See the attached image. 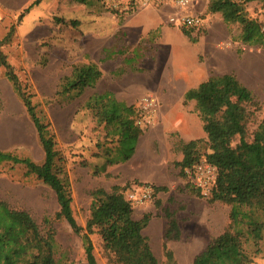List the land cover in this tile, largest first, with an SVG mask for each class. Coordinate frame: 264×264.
Here are the masks:
<instances>
[{
  "label": "rangeland",
  "instance_id": "1",
  "mask_svg": "<svg viewBox=\"0 0 264 264\" xmlns=\"http://www.w3.org/2000/svg\"><path fill=\"white\" fill-rule=\"evenodd\" d=\"M33 1L0 0V53L13 67L37 115L48 125L61 158L57 163L59 175L68 182L72 213L79 226L85 227L94 190L102 188L110 192L113 187L148 183L157 189L155 198L133 209L134 219L149 215L143 235L148 237L158 263L167 264L163 234L168 224L166 215H171L180 234L178 239L167 242V248L177 264H191L224 230L229 201L240 198L258 208L264 207V154L262 166L252 155H241L238 164L226 159V164L220 166L222 192L215 200L199 195L176 165L183 157L179 142L190 139L201 140L198 150L202 159L207 160L210 155L214 160L224 157V153L209 152L194 102L183 105L182 78L194 79L192 84L196 86L212 75L235 74L253 92L259 105L248 125L250 135L264 120V48L243 44L239 40V24H225L219 13L207 12L206 6L203 28L191 32V38L196 39L192 42L168 23V16L175 10L160 0H150L147 5H140L139 0H126L118 13L100 0H94L89 7L70 0H50L44 4L41 0L40 17L30 24L39 9L34 6L22 26L23 18L19 21V16ZM129 3L131 13L126 12ZM263 3L244 5L247 17L256 19ZM163 6L170 13L163 14L160 27L150 30L144 25V33L132 31L136 14ZM72 20L77 22L75 27L69 25ZM131 57L142 65H123ZM88 63H96L101 69L102 76L95 86L72 100L58 96L60 81L69 77L75 66ZM122 66L124 74L118 72ZM138 70H149L151 76L145 79ZM123 79L152 83L161 96L148 89V84L147 89L141 88L143 93L132 95L128 105L152 94L160 101V113L154 124L143 131L133 156L127 162L108 165L102 172L99 168L104 163V152L116 149L117 137L109 134L110 127L97 123L94 111L86 103L91 96L109 91L122 101ZM237 143L238 139L232 146ZM0 151L37 165L44 162L36 129L1 64ZM0 202L10 210L28 212L42 234L54 233L56 264H87L80 236L66 221L56 217L59 207L54 192L24 166L0 163ZM2 215L5 213L0 212V235L7 227L6 216ZM91 240L97 264H113L100 237L93 234ZM260 247L261 254L252 264H264V232ZM0 264H3L1 254Z\"/></svg>",
  "mask_w": 264,
  "mask_h": 264
},
{
  "label": "trees",
  "instance_id": "2",
  "mask_svg": "<svg viewBox=\"0 0 264 264\" xmlns=\"http://www.w3.org/2000/svg\"><path fill=\"white\" fill-rule=\"evenodd\" d=\"M80 5H91L94 0H70ZM99 1V0H96ZM103 2V0H100ZM264 0H209L207 12L219 13L225 24H239L241 31L239 40L246 45H258L264 48V33L255 19L247 17L244 5ZM41 0H34L19 16V21ZM264 4V3H263ZM262 4V5H263ZM118 13V9L112 10ZM131 13V7L126 11ZM75 27L77 22L69 21ZM185 37L192 42L194 29L179 28ZM0 64L6 69L7 75L19 92L26 113L33 123L39 143L44 153V162L34 164L26 159L17 158L8 152L0 151V163L10 162L22 165L34 174L55 194L59 207L57 219L68 223L75 234L80 236L87 264H97L91 235L100 237L104 250L110 255L113 264H159L149 239L143 230L150 221L149 215L134 219L133 208L125 199L124 193L129 187H113L110 192L102 188L91 193L89 215L85 227L77 224L72 213V198L68 182L61 178L57 163L61 160L55 149V141L37 115L29 96L23 91L20 80L13 67L0 53ZM101 70L95 63L75 66L69 77H64L56 91L58 96L72 100L92 88L100 80ZM194 102L195 111L202 123L206 135L209 152L224 153L223 158L214 160L210 155L207 161L218 169L216 188L210 200L220 198L223 185V170L226 159L238 164L241 155L254 156L262 166L264 154V120L254 132L249 133L248 125L259 109L253 92L242 84L235 74L225 73L212 75L197 87L187 90L183 95V105ZM254 109L250 110L249 107ZM86 107L94 111L98 124L110 127L109 134L117 137V147L104 152V163L99 171H106L108 165L127 162L134 154L136 145L143 130L136 125L138 112L135 105L119 101L112 92L91 96ZM250 136L252 140L249 141ZM238 139L235 147L232 143ZM201 140L180 141L183 155L176 165L184 175V170L202 159L198 150ZM213 155V156H214ZM213 159V160H212ZM194 189V188H193ZM199 195L200 192L196 189ZM155 194L157 189L154 188ZM228 222L224 230L213 238L199 252L191 264H252L261 254L260 243L264 232V207L258 208L244 199L229 201ZM0 212L6 216L7 227L0 235V254L3 264H56L53 255L55 245L52 231L42 234L37 223L24 210H10L0 202ZM168 224L163 234V249L167 264H177L174 255L167 248L169 240L179 238L180 231L171 215H166Z\"/></svg>",
  "mask_w": 264,
  "mask_h": 264
},
{
  "label": "built area",
  "instance_id": "3",
  "mask_svg": "<svg viewBox=\"0 0 264 264\" xmlns=\"http://www.w3.org/2000/svg\"><path fill=\"white\" fill-rule=\"evenodd\" d=\"M126 0H103V4L112 10L120 9ZM175 10L168 16V23L177 28L200 30L203 28L204 8L209 0H160ZM150 0H139L140 5H147ZM131 3H129V8ZM128 8V9H129ZM127 9V10H128ZM132 10V7H131ZM264 33V4L260 15L255 19ZM160 101L152 94H145L140 97L135 107L138 112L136 125L145 131L150 128L158 119L160 113ZM184 175L188 183L198 190L203 197L212 196L218 177V169L206 159L186 168ZM125 199L133 209L140 208L155 198L154 187L148 183L130 186L124 193Z\"/></svg>",
  "mask_w": 264,
  "mask_h": 264
},
{
  "label": "crops",
  "instance_id": "4",
  "mask_svg": "<svg viewBox=\"0 0 264 264\" xmlns=\"http://www.w3.org/2000/svg\"><path fill=\"white\" fill-rule=\"evenodd\" d=\"M46 1H50V0H43V2H41L42 4H44ZM41 3L36 6L38 9V11L36 12V14L33 16V18H31V22L30 24L33 25V23L35 22V20H37L40 15H39V12L41 11ZM83 6H87L89 7V5H83ZM165 7H160V8H155V9H150L149 11L147 12H140L138 14L135 15L134 19H133V23H134V27H131L132 31H134L135 33L137 34H141V33H144V25H147L148 28L151 29H157L159 26V22L163 20V14H169L170 12H168L167 10L164 9ZM32 10V9H31ZM31 10L23 17V24L22 26H24V20L26 18V16L31 12ZM148 17V18H147ZM146 18V19H145ZM181 32V31H180ZM182 33V32H181ZM96 64V63H95ZM125 66H133V65H137V66H140L142 65L141 63H135L134 59L131 57L129 59L126 60V63L123 64ZM98 66V64H97ZM100 69V68H99ZM148 69H151V68H148ZM101 70V69H100ZM152 70V69H151ZM120 71L121 74H124L125 73V68L124 66L120 67V69L118 70V72ZM142 70H138V72H140L139 74L143 75L145 79L149 78L151 76V72L148 70V71H142ZM146 72V73H145ZM132 79V77L130 78ZM140 79V78H139ZM136 82H133L132 80H126L123 79L124 81V85H123V91L122 94H121V98H122V101H125L127 104H129L128 102H130V98L132 97V95L134 93H143L142 91L147 89L149 86L148 84L150 85V87L148 89H153L152 92H155L156 95L158 94L159 96H161L162 93H160L156 88L155 86H153V84L151 83H144V82H138V80ZM181 83L183 85L182 89H181V93H180V97H182L183 99V95L184 93L191 89V88H195L197 87L199 84H197L196 86H194L192 83L194 81L191 80L188 76L186 78H182L181 80ZM175 82L173 81V84ZM171 87V89H173V85L171 86L169 84V88ZM141 88L143 89L141 91ZM170 92V91H168ZM173 92V91H172ZM179 95V94H178ZM163 97L166 96V94H163L162 95ZM170 105V103H169ZM168 105V106H169ZM170 110V109H169ZM186 140H188V138H186ZM191 140V139H190ZM188 140V141H190ZM193 140V139H192Z\"/></svg>",
  "mask_w": 264,
  "mask_h": 264
}]
</instances>
